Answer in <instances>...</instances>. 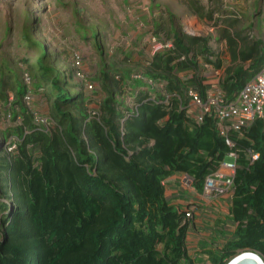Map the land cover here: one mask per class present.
I'll use <instances>...</instances> for the list:
<instances>
[{
  "label": "trees",
  "instance_id": "16d2710c",
  "mask_svg": "<svg viewBox=\"0 0 264 264\" xmlns=\"http://www.w3.org/2000/svg\"><path fill=\"white\" fill-rule=\"evenodd\" d=\"M172 23L162 41V26L152 20L151 37L172 46L154 52L144 69L121 74L102 65L105 96L98 114L89 112L90 100L73 84V66L63 73L49 64L50 55L40 53L44 45L32 40L26 23L19 44L38 49L37 57L30 65L27 52L20 57V79L0 61V105L19 120L0 130V264H227L242 252L264 261L262 122L255 121L244 137H230L232 149L212 115L200 123L188 117L187 95L194 89L206 99L218 83L226 100H233L264 66V40L219 30L232 63L219 80L201 73L208 67L199 59L212 70L223 66L210 37L185 34ZM5 28L6 38L10 26ZM81 34L102 55L93 33L83 28ZM111 71L120 79H111ZM125 88L138 89L133 107L124 100ZM26 94L31 103L35 94L49 100V128L37 122ZM10 137L15 148L8 152ZM247 149L258 153L256 160ZM231 150L239 155L226 216L216 220L219 228L210 239L199 242L202 255L190 256L193 212L173 204L163 183L186 174L202 194L205 178Z\"/></svg>",
  "mask_w": 264,
  "mask_h": 264
},
{
  "label": "rangeland",
  "instance_id": "374dc122",
  "mask_svg": "<svg viewBox=\"0 0 264 264\" xmlns=\"http://www.w3.org/2000/svg\"><path fill=\"white\" fill-rule=\"evenodd\" d=\"M152 20L162 26L157 36L162 41L169 39L172 20V24L185 34L210 37L209 45L218 53L223 66L219 70H212L211 66L204 65L199 59L202 66L208 67L203 68L201 73L219 80L224 70L232 66L227 44L225 40H220L219 30L226 28L231 34L239 31L241 36L250 39L251 36H258L264 40V0H0V42L4 40L0 44V61L7 62L20 79V57L27 52L29 65L37 57L38 49L22 48L19 44L22 29L29 23L30 37L44 45L40 53L44 54L45 50L50 55L49 64L57 70L68 72L72 68L73 55H80L83 72L94 84V90H86L76 78H73V84H79L90 100L89 112L98 114V104L105 96L99 80L102 65L112 64L115 71L121 74L144 69L153 55L150 39ZM6 25L10 26V33L5 38ZM83 28L87 29L89 35L93 33L94 43L102 44V55H99L90 40L82 37ZM111 79L120 78L111 71ZM109 86L116 90L112 81ZM116 91L119 92L118 89ZM136 91L138 89L134 93L127 88L124 90L123 98L130 107H133L132 95ZM9 96L11 100V93ZM33 98L28 108L37 113L36 120L49 119V100L39 94ZM18 121L10 119L6 107L0 105V130L15 126ZM49 123L51 125V121ZM13 139L10 137L6 144L8 152L11 151L8 146L12 145ZM175 183L177 186H174ZM165 188V194L173 204L193 209L190 217L193 218V228L189 231L187 244L190 256L202 255L198 244L210 239L213 229L219 228L215 224L216 220H223L226 216L230 199L211 194L202 195L200 202H197L193 198L195 190L185 184L183 174H177L169 182L167 180ZM179 201L181 204H178ZM211 247L215 248L214 245Z\"/></svg>",
  "mask_w": 264,
  "mask_h": 264
},
{
  "label": "built area",
  "instance_id": "2783aa9c",
  "mask_svg": "<svg viewBox=\"0 0 264 264\" xmlns=\"http://www.w3.org/2000/svg\"><path fill=\"white\" fill-rule=\"evenodd\" d=\"M191 35H195V33ZM150 39L153 45V53L165 47L171 48L172 46L171 42L163 46L155 37H151ZM72 66L75 70L74 75L77 81H79L86 90H94V84L87 79L83 72L82 58L80 55H73ZM24 81L27 85L30 83L27 75L24 76ZM218 85V83L213 85L206 99H203L194 89H189L187 91V95L190 98L188 104V117L200 123L205 116L212 115L215 119L219 134L225 138L226 144L233 149L235 144L231 139L232 136L234 137L236 135L237 138L244 137L243 133L246 132L255 121H261L264 129V66L244 83L242 88L235 95V98L231 101L226 100ZM24 101L27 105L30 104V94H26ZM37 120L40 124H43L45 128H49L50 121L48 119ZM14 148L15 145L12 144L9 150H13ZM244 152L251 160H256L258 157V153H252L248 149ZM238 155L237 150L228 152L227 158L218 165L214 172L205 178L203 195L213 194L218 198H231L233 193V180L237 170ZM183 180L188 187H192V179L189 176L183 174ZM163 184L166 187V181ZM189 210L193 212V209L189 208ZM191 214L189 213L186 215L190 216ZM204 264L210 263L205 262Z\"/></svg>",
  "mask_w": 264,
  "mask_h": 264
},
{
  "label": "water",
  "instance_id": "95a60500",
  "mask_svg": "<svg viewBox=\"0 0 264 264\" xmlns=\"http://www.w3.org/2000/svg\"><path fill=\"white\" fill-rule=\"evenodd\" d=\"M241 255H243V258L237 261V258ZM240 260H242V262L239 263ZM259 262L260 257L257 254L253 252H242L240 255L230 260L227 264H260Z\"/></svg>",
  "mask_w": 264,
  "mask_h": 264
},
{
  "label": "crops",
  "instance_id": "0c3cea01",
  "mask_svg": "<svg viewBox=\"0 0 264 264\" xmlns=\"http://www.w3.org/2000/svg\"><path fill=\"white\" fill-rule=\"evenodd\" d=\"M176 175H177V174H175V175L171 176L170 178H168V179H167L168 182H169L171 179L175 178ZM174 186H177V184L175 183ZM166 193H167V191H166ZM184 193H187V191L184 192ZM202 195H203V194H198V193L195 192V195H193V198H195V200H196L197 202H200V198H202ZM182 196H183V198H185L184 195H182ZM198 200H199V201H198ZM180 201H182V200H180ZM180 201H179L178 204H181ZM182 202H183V201H182ZM200 204H203V203H200ZM204 204H206V203H204ZM188 237H189V236H188ZM191 245H192V244H191ZM192 247H193V246H192Z\"/></svg>",
  "mask_w": 264,
  "mask_h": 264
},
{
  "label": "bare ground",
  "instance_id": "6f19581e",
  "mask_svg": "<svg viewBox=\"0 0 264 264\" xmlns=\"http://www.w3.org/2000/svg\"><path fill=\"white\" fill-rule=\"evenodd\" d=\"M240 254H241V253H240ZM240 254H238V255H240ZM238 255H236V256H238ZM236 256H235V257H236ZM233 258H234V257H233ZM233 258H232V259H233ZM242 258H243V255H241L240 257H238V258H237V261H238L239 259H242ZM232 259H231V260H232ZM228 262H229V261H228ZM240 262H242V260H240L239 263H240ZM259 263H260V264H264V261L260 258V262H259Z\"/></svg>",
  "mask_w": 264,
  "mask_h": 264
}]
</instances>
